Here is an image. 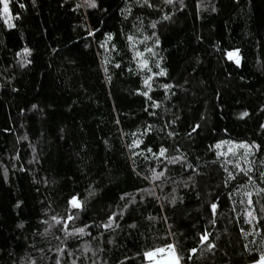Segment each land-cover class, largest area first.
I'll return each mask as SVG.
<instances>
[{
    "label": "trees",
    "instance_id": "trees-1",
    "mask_svg": "<svg viewBox=\"0 0 264 264\" xmlns=\"http://www.w3.org/2000/svg\"><path fill=\"white\" fill-rule=\"evenodd\" d=\"M8 3L7 16L0 3V264H153L169 256L168 244L180 264H257L264 0ZM242 143L250 152H227Z\"/></svg>",
    "mask_w": 264,
    "mask_h": 264
},
{
    "label": "snow or ice",
    "instance_id": "snow-or-ice-1",
    "mask_svg": "<svg viewBox=\"0 0 264 264\" xmlns=\"http://www.w3.org/2000/svg\"><path fill=\"white\" fill-rule=\"evenodd\" d=\"M136 2H137V4H138L139 6H148V7H151V6H152V5L149 3V0H144L143 5H140V0H136ZM0 3L3 4V14H4L5 16H7V15L9 14V3H8V0H0ZM86 3H88L89 6H90V7H93V8H95V7L97 6L96 3H95V0H86ZM165 3L171 4V3H173V0H165ZM20 7L23 8L24 5L21 4ZM213 10H214V9H213ZM165 19H167V17H165ZM89 35H93V33H92V32H89ZM108 39L111 40L112 37H111V36H108ZM128 39L131 41V40H132V37L130 36V37H128ZM102 46H103V45H102ZM146 51H148V52H152V49L149 48V49H146ZM23 52H24V54H25V57H26L27 55L30 54V50L27 49V48L23 49ZM238 52H239V49L236 50V53H238ZM236 53L229 52L227 55H228V58H229L230 60H234L235 63L239 66V63H240V57H239V55L236 54ZM136 55H137L138 57H140V56L143 55V53L137 51V52H136ZM117 66H118V65H117ZM141 66H142L143 68H147V67H148V62H147V60H143V61H141ZM157 67H159V65H157ZM148 70L151 71V69H148ZM165 74H166L165 70H164V69H161V71H160L159 73H157L156 75H165ZM149 79H151V77H150ZM145 84H146V85L148 84V80H145ZM163 87H164L165 89H168V88L172 87V85L165 84ZM141 94L144 95V96H148V93H147V92H143V93H141ZM33 107H36V106L33 105ZM150 114H151V115H154V114H152V113H150ZM243 115L247 116L248 113L245 112V113H243ZM148 127L150 128L151 126L149 125ZM198 127H199V125H196V126H195V128H198ZM262 127H264V125H262ZM195 128L193 129L194 131H195ZM145 134H146V133H145ZM169 135H171V133H170ZM221 143H225V142H224V141H221ZM133 145H134V146H137V147L139 146V144H138L137 141H133ZM216 147L219 148V147H220V144H217ZM238 147L248 149V148H250V147H253V145H249V144H247V143H242V144L238 145ZM254 147H257V148H258L259 146L256 145V146H254ZM148 151H151V149H148ZM166 151H167V149H165L164 147H160V149H159V154H160V156H164L165 153H166ZM229 151H232V149L230 148ZM237 167H238V165H237ZM160 175H163V173L158 174V175L156 176V178L158 179ZM245 175H247V172L245 173ZM262 175H264V173H262ZM262 191H264V189H262ZM121 199H124V197H121ZM69 203L72 204V206H73L74 208H77V209H80V208H81V204H80L79 200L77 199V197H75V196H72V197H71V199L69 200ZM249 203H251V201H249ZM216 208H217V205H216L215 203H212V204H211V209H212L213 214L215 213ZM113 215H115V214H113ZM249 215H251V213H249ZM53 219H55V217H53ZM67 219H68V220H72V219H74V217H73L72 215H69V216L67 217ZM109 219H112V217H109ZM149 219H152V217H149ZM98 227H99V226H98ZM103 227L108 228V227H110V225L107 224V223H105V224L103 225ZM130 227H135V225H130ZM80 231L82 232L83 229H80ZM200 239H201V241H207V240H208V236H207V235H203ZM209 247H214V245H209ZM164 250H165V249H159V248H158V249H156L155 251H146V252L144 253V256H145L146 258H148L149 260H153V259L156 257V255H157L158 253L163 252ZM167 250H168V255H169V261H168V264H180V256H179V254H178V252H177V250H176V247H175L174 245H172V244H168V245H167ZM191 251H192L193 253H195L197 250H196L195 247H193V248L191 249ZM257 264H264V254H261V259H260V261L257 262Z\"/></svg>",
    "mask_w": 264,
    "mask_h": 264
},
{
    "label": "rangeland",
    "instance_id": "rangeland-1",
    "mask_svg": "<svg viewBox=\"0 0 264 264\" xmlns=\"http://www.w3.org/2000/svg\"><path fill=\"white\" fill-rule=\"evenodd\" d=\"M234 61V60H233ZM235 62V61H234ZM232 149V151H229V149ZM251 148H248V149H245V148H241V147H238V146H232V145H229L227 147V152H233V153H248L250 152ZM168 261H169V256L165 257V258H162V259H155V262H153V264H168Z\"/></svg>",
    "mask_w": 264,
    "mask_h": 264
}]
</instances>
